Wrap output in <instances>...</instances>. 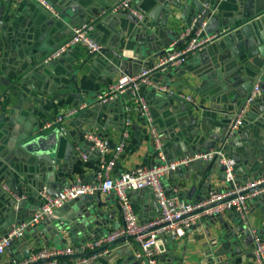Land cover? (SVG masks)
Masks as SVG:
<instances>
[{"label":"crops","instance_id":"0c3cea01","mask_svg":"<svg viewBox=\"0 0 264 264\" xmlns=\"http://www.w3.org/2000/svg\"><path fill=\"white\" fill-rule=\"evenodd\" d=\"M49 1L59 10L66 4L75 5V9L77 7L85 9L83 6L89 5L91 0ZM119 1L111 0L110 5L105 6L103 9L93 6L86 15L82 13L80 17L76 16L73 18L74 21L78 19L77 23L82 21V18L91 20L94 26L91 32L92 37L102 45L101 51L92 55V57L81 46H74L65 52L70 54V60L75 61L77 58V63L74 64L75 68L79 67L81 62L83 65L80 66L76 73L79 86L85 90L80 93V100L74 102V98L71 96H59V98L56 97L50 103H43L45 99L48 100V98L57 96L60 89L55 84L54 74L50 75L48 72L42 71L37 62L40 59V54L44 52L42 50L44 44H58L57 42L62 38L67 40L70 36L71 27L66 32H63L65 25L62 24L60 19L55 18V16H52L32 1L0 0V70L2 72L1 76L7 80L5 82L0 79V119L2 114L4 115L3 121H0V236L5 234V227L2 224L6 223V226H11L18 220L29 217L37 211L39 203L37 191L43 185L48 188L50 194H56L63 187L72 183L90 184L95 182L98 155L97 152L91 149V145L87 143L83 136L87 131H93L102 137L111 151L121 140L122 131L125 127V118H129V136L121 155L116 160L111 171L112 176H117L121 172L132 170L137 166L153 167L158 163V156L148 128L139 112L132 108L130 95L123 93L107 103L100 102L97 99L100 92L115 83L121 75V68L117 67L115 54L123 52L125 55L132 56V51L126 49L125 44L138 47L139 41H142L140 39L141 30L136 29V26L141 21H137L135 17L124 10L112 11V6ZM236 2L237 0L218 1L216 11H222L225 16H229L237 9ZM135 4L145 15L143 24L147 27L148 32L159 31L160 36L156 39V44H164V41L168 40L170 45L180 32L188 27L186 21L178 18L173 19L170 16L166 23L162 24L164 20L163 13L152 9V0H138ZM152 11L154 12L152 13ZM167 27L174 30L175 34L171 35ZM262 28L264 30V25ZM197 32L201 36L200 31ZM60 33H62V36ZM164 48L162 47V49ZM206 48L190 56L186 63L178 68L154 73L152 76L154 81L166 84L170 88V92L164 93L167 95L165 98H160L158 93L148 86L140 88V93L144 97L153 117V125L160 135L167 159L187 156L191 150L193 151L190 141L192 137L189 134L191 129L189 125L190 113L188 112L193 102H190L187 99L188 97L193 99V104L196 107L200 104L206 106L212 104L216 108L215 111L210 110L205 119V127L203 129L209 135L221 132L220 121L218 120L226 114L222 109L226 108L234 113L240 107L242 98L236 103L225 101L221 97L220 88H212L208 78L197 76L203 74L209 66V62L197 58V56L206 51ZM90 57L92 60L95 59L96 62L87 61ZM147 58L145 57L143 61H146ZM70 60H65L63 65H67ZM137 67V65H133L132 73H135L134 70L140 69ZM34 70H38V75L32 76ZM18 75L20 78L17 81L15 80L16 82H21L22 77L30 76L35 88L30 82H23L24 89L28 91L25 92L27 94L30 93L33 97L43 98L41 104L34 102V108L28 109L30 101L19 103L18 97L15 95L18 89L15 86L10 87V82L16 79ZM44 75L47 79L43 77ZM9 76H11L10 79ZM69 81L71 82L72 79L69 78ZM250 89L251 87L248 85L244 87L245 94ZM260 89V96L249 107L244 123L240 127L242 132L246 133V138L249 134V142L254 140L251 134V131H253L251 125L264 118L259 108V99L264 96V82L261 83ZM82 104H86L83 109L60 121L64 131L68 132V134L66 138L61 139L60 146L56 150L55 148H50L49 152L40 154L44 158L39 159L36 154L28 153L27 150L21 149L20 142L17 140L21 130L28 129V127L32 128L37 124L43 128L48 123H51V129L55 128L58 123L53 121L58 114ZM198 117L200 119L204 118L203 115ZM44 119L47 122L42 124ZM68 120H72V124L66 122ZM4 122L6 124L10 122L8 125L11 128L8 129L6 127L7 130L2 133L1 125ZM246 122H250V126ZM196 127H202L201 123L198 122ZM260 131L264 133L263 128H260ZM67 143H70L71 146L67 145ZM217 146H220L219 143H216L210 149L218 148ZM247 147L248 150L254 148L250 144ZM242 149L236 148L245 158V163L246 160L252 161L251 155L247 158L245 150ZM80 152L87 154V157L82 158ZM225 153L227 154L228 152L225 151ZM192 165L180 166L168 176L166 175L162 181L165 187L171 184H178L180 187V198L189 201L197 200V196L202 195L203 188H206L204 169ZM243 178H247L246 174L242 175ZM12 179L17 189H14ZM223 187V181L213 176L210 189L219 190ZM14 194L25 195V198L20 200L23 201V204L17 211H15L17 206L14 207L9 202L11 199L19 202L14 197ZM101 196L102 199L110 197L107 205L108 209L112 206L116 209L114 217L100 227L102 228L100 229L102 230L101 233L104 232L105 235L113 228L119 226L122 223V219L119 208H116L112 203L113 201L116 202L115 195L110 192L101 193ZM128 196L139 220H147L157 214L158 208L150 189L132 190L128 193ZM71 204L66 202L57 209L66 212ZM12 210L15 213H12ZM232 212L223 213L220 217L222 219L220 222L217 218H202L187 230L184 236L176 240L168 237L164 238L161 243L159 260L162 264H214V261H209V258H212L213 255L206 252V249L209 245L216 243V246L209 247L212 251L216 250L218 246L217 238L223 233V225L225 223L229 226L234 225ZM246 220L251 223L253 234L254 231L257 232L258 230L260 233L257 236L264 239V202L259 203V205L250 204L244 221ZM101 233L98 236L101 237ZM91 235L94 237V234ZM38 236L40 238L39 242L44 247L39 248L40 246L35 242V239L30 238L29 244L32 250L69 246L78 248V252H85V250L81 249L84 243L79 246L78 244L80 243H76L79 242L81 236L71 239L66 235L67 241L64 243L56 240H51L48 243L44 234ZM252 244L253 240L252 243L245 244L242 250L243 254L238 260L243 262V264L246 262L253 263ZM136 246L134 240H123L97 255L85 257L87 261L82 263L138 264L136 258L131 255L133 250L137 249ZM22 250V244L13 243L10 250L7 249L0 254V264L12 263L17 256L22 254ZM247 254H250V256H247ZM225 258L226 255L221 259L225 260ZM80 259L81 257L60 258L58 261L61 263L80 264Z\"/></svg>","mask_w":264,"mask_h":264},{"label":"water","instance_id":"95a60500","mask_svg":"<svg viewBox=\"0 0 264 264\" xmlns=\"http://www.w3.org/2000/svg\"><path fill=\"white\" fill-rule=\"evenodd\" d=\"M137 2L138 0H134V4ZM110 3L111 0H91L89 5L83 6L85 9H80L79 7L75 9V5L66 4L59 9V15L55 18H59L62 24L65 25L63 32H66L69 27L88 21V19L82 18L83 20L77 23L78 19L75 21L73 19L76 16L80 17L82 13L86 15L87 12L91 11L93 6L103 9L105 6L110 5ZM217 4L218 0H152V9L163 13L164 20L162 21V24L166 23L170 16L173 19L178 18L186 21V25L191 26L192 35L197 31H200L201 37L211 36V39L204 47H207L205 49L206 51L204 50L205 52L197 56V58L209 62V66L203 74L197 76L200 78H208L211 82L212 88H220L219 91L221 97H223L225 101L236 103L239 99H243L246 96L244 87L247 85L252 87L257 78H259L258 81L260 85L264 82V30H262L264 25V0H237V9L229 16H225L222 11H216ZM154 11H152V13ZM144 20L139 22L136 26L137 30H141L140 39L142 40L139 41L138 47L125 44V48L132 51V56L125 55L123 52L115 54L117 58V67L121 68V74H132L134 64L139 68L145 65H151L155 58H157L169 45L168 40H165L164 44H156V39L160 36V33L158 30L148 32L147 27L143 24ZM167 29L171 35L175 34V31L171 28L167 27ZM60 35L62 36V33H60ZM64 41H66V38L59 40L57 42L58 44L45 43L42 49L44 52L40 54V59L37 62V65L41 67L42 71L48 72L50 75L54 74L55 84L58 89H60L57 96L50 99L48 98V100L45 99L43 103H50L54 101L56 97L59 98V96H71L74 98V102L79 101L81 97L80 93L85 91L79 86L76 78L77 70L80 66H83L81 62L79 67L75 68L74 64L77 63V58L75 61H72L70 60V54L64 53L56 59L46 60L47 55L57 47V45ZM162 47L165 48L162 49ZM94 54L97 53H89V56L92 57ZM147 56H149V58H147ZM91 57L87 59V61L91 60V63L96 62V60H92ZM145 57L147 60L143 61ZM65 60H70V62L67 65H63ZM134 71L136 73L139 70ZM35 75H38V70L32 72V76ZM43 77L47 79L45 75ZM10 78L11 76H9V79ZM19 78L20 76L18 75L16 76V79H13L10 82V87L15 86V88L18 89L15 95L18 97L19 103L30 101L28 109L34 108V102L41 104L43 98H36L30 93H28V95L25 92L27 89H24L23 82H30L35 88L34 82L30 79V76L22 77L21 82H16ZM69 78L72 79L71 82L69 81ZM0 79L5 82L7 81L2 76ZM157 93L160 98H165L167 96L164 93ZM259 101L260 112H262L264 116V96L260 98ZM210 110L215 111L216 108L212 104L207 106L200 104L196 107V105L192 103V107L188 109V112L190 113L189 125L191 127L189 134L192 137V140L190 141L193 151L191 150L187 156H192L194 153L206 152L210 148H213L216 143H219V145L223 147L224 152L227 151V155L234 160L233 168L235 182L242 184L264 177V133L260 131V128L264 129V118H261V121L259 120L251 125L253 128L251 134L254 140L249 142V134L246 138V133L242 132L241 129H238L232 136H227V126L233 111H228L226 108L222 109L226 114L218 120L220 121L221 132L213 135L205 133L203 128L205 127L207 113ZM199 115H203L204 118L200 119L198 117ZM3 116L4 115L2 114L0 121H3ZM46 122L47 120H42V124H45ZM66 122L72 124V120ZM198 122L201 123L202 127H196ZM56 123H58V125L52 129L51 125L47 128H41V126L37 124L32 128L28 127V129L21 130L19 137L17 138L18 142H20L21 149L27 150L28 153L36 154L39 159L44 158V156L40 154L49 152L50 148H55L56 150L60 146L61 139L66 138L68 134V132L64 131V127L60 121ZM8 124H10V122L7 124L5 122L2 123V133L7 130L6 127L8 129L11 128ZM246 124H249L248 126H250V122H246ZM87 143L91 145V142L87 141ZM248 144L254 146V148L248 150ZM67 145L71 146L70 143H67ZM235 147L243 148L242 150H245L246 157L248 158L251 155L252 161L249 162V160H246L245 163V158H243ZM175 158L176 157H173V159ZM173 159L167 160L171 161ZM242 160H244V162H242ZM190 164L204 169L206 178V188H203L202 195L200 194L197 196V200L195 201H201L206 198L207 193L211 190L210 187L213 176H215L216 179L223 181L225 187L226 179L223 172L224 166L220 164L217 158L211 161L196 159L188 163V165ZM244 174H246L247 178L242 179V175ZM12 183L14 189H17L13 179ZM260 188H264V181L241 191L239 194L250 193ZM108 200H110V197L102 199L100 192L84 194L68 201V203H72L68 211L64 212L63 210L55 209L52 213H48L44 220L30 227L24 235L19 238V240L13 242L16 244H22L23 246L22 254L17 256L15 260L22 259L30 254V238L35 239V242L40 246L39 248L44 247L41 242H39L40 238L38 235L40 234H44L48 243L51 240L64 243L67 241L66 235L71 239L81 236V238L79 237V242H76L80 243L78 246L85 243L87 240L92 241L99 238L100 236H98V234L102 231L100 230L102 229L100 227L103 224L108 223L109 219L114 217L116 210L113 206L109 209L107 208ZM9 202H11L14 207L17 206L15 211H17L18 208H21L23 204V201L16 202L14 199L9 200ZM250 202L251 205H259V203H263L264 192L253 197ZM112 203L116 208H119L117 202L113 201ZM218 203L219 202H213L207 204L196 209L194 212H200ZM40 204L39 201L37 210L40 208ZM11 212L15 213L14 210ZM220 217L221 215H217L212 218H217L220 222L222 221ZM232 220L234 225L229 226L226 223L223 225V233L217 238L218 246L216 250L212 251L210 249L211 247L216 246V243L209 245L206 249V252L213 255L212 258H209V261H214V264H243V262H240L238 259H240L243 254L242 250L245 247V244L252 243L254 234L251 231V223L248 220L244 221L245 219L243 220L236 212H232ZM2 225L5 227V232H7L12 226H6V223ZM254 232L256 234L260 233L258 230L257 232ZM90 234H94V237H92V235L90 236ZM103 235L104 232L101 233V236ZM131 238V236H121L97 248L69 255H59L56 258H84L91 255H97L108 247ZM10 248H8V250H10ZM131 255L135 257L133 253H131ZM225 255V260H222L221 258ZM247 256H250V254H247ZM40 261L41 260H39V262ZM245 264L253 263L246 262Z\"/></svg>","mask_w":264,"mask_h":264},{"label":"built area","instance_id":"2783aa9c","mask_svg":"<svg viewBox=\"0 0 264 264\" xmlns=\"http://www.w3.org/2000/svg\"><path fill=\"white\" fill-rule=\"evenodd\" d=\"M23 1L36 3L52 16L58 17L59 15V10L49 0ZM118 9L128 12L137 21H143L145 18L144 13L137 8L133 0H120L112 6V11ZM93 27L91 20L72 26L69 38L55 47L47 55L46 60L56 59L74 46H81L89 53L100 52L102 45L93 39L91 34ZM210 39L211 36L201 37L199 32L192 35L191 26L184 28L174 42L151 65L142 66L136 73L121 74L115 83L109 85L97 97L100 102H109L121 96L123 93L130 95L132 108H135L139 112L148 128L158 156V164L153 167L137 166L132 170L121 172L117 176L111 175L116 160L121 155L127 137L129 136V118H125V127L122 131L121 140L111 151L108 149L104 139L97 133L93 131L85 132L83 135L84 138L91 142V149L97 152L98 155V169L95 182L90 184L72 183L63 187L56 194H50L45 185L40 187L37 191L41 203L40 208L31 216L24 217L12 224L10 229L4 235L0 236V254L10 248L13 242L21 238L30 227L44 220L48 213H52L55 209L62 207L66 202L78 196L96 192H112L115 195L122 223L110 230L107 234L92 241L85 242L82 244L81 249L85 251L88 249L91 250L121 236H131V240H134V243L137 245V249L135 251L133 250V254L139 264H162L159 260V254L163 239L168 237L169 239L176 240L184 236L186 231L202 218L222 215L230 211L236 212L243 219L246 218L251 199L264 192V188L254 190L250 193H239L263 182L264 177L242 184L235 182L234 160L224 152L222 146L206 152L195 153L192 156H179L168 161L160 135L153 125V117L149 107L140 93L142 86H148L150 89L160 93L170 92V88L166 84L158 83L152 79L154 73L166 72L185 64L188 58L201 51ZM179 42L182 43V47L180 48L176 46ZM1 75L2 72L0 70ZM258 80L259 78L256 79L251 89L242 99L240 107L232 113L226 131L228 137L240 129L244 123L245 115L249 107L260 96L261 89ZM187 99L194 103L192 98L188 97ZM85 106L86 104H82L78 107L68 109L58 114L53 122L61 121L75 114ZM50 125L51 123H48L43 128H47ZM80 156L86 158L87 154L80 152ZM215 158L224 166L223 172L225 174L226 184L222 189L210 190L203 200L189 201L180 198V187L178 184H171L168 187L164 186L162 181L165 176H168V174L180 166L187 165L196 159L211 161ZM143 188L151 190L158 211L152 218L142 221L139 220L138 215L134 211L128 193L132 190ZM14 197H16L17 201H20L25 198V195L14 194ZM213 202L219 203L200 212H194L196 209ZM78 251V248L69 246L42 250L31 249L27 257L14 260L10 264H75L61 263L56 257L59 255H69ZM39 260L41 261L39 262ZM86 261L87 259L84 257L79 260V263ZM253 263L264 264V239L257 236L255 232L253 238Z\"/></svg>","mask_w":264,"mask_h":264},{"label":"trees","instance_id":"16d2710c","mask_svg":"<svg viewBox=\"0 0 264 264\" xmlns=\"http://www.w3.org/2000/svg\"><path fill=\"white\" fill-rule=\"evenodd\" d=\"M176 46H178L180 48V47H182V43H179Z\"/></svg>","mask_w":264,"mask_h":264}]
</instances>
